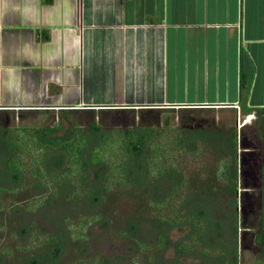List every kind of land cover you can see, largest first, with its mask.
I'll return each mask as SVG.
<instances>
[{"label": "crops", "instance_id": "0c3cea01", "mask_svg": "<svg viewBox=\"0 0 264 264\" xmlns=\"http://www.w3.org/2000/svg\"><path fill=\"white\" fill-rule=\"evenodd\" d=\"M244 107L264 108V0H0V114Z\"/></svg>", "mask_w": 264, "mask_h": 264}, {"label": "trees", "instance_id": "16d2710c", "mask_svg": "<svg viewBox=\"0 0 264 264\" xmlns=\"http://www.w3.org/2000/svg\"><path fill=\"white\" fill-rule=\"evenodd\" d=\"M246 78L241 75L240 90L247 104L251 83ZM206 127L107 132L94 125L92 131L67 128L61 137L52 136L54 128L5 130L0 145L6 155L4 172L12 184L0 186V240L9 234L18 242L5 254L0 249V264L7 258L10 264H40L46 259L60 264L65 244L79 248L88 243L96 225L127 246L131 254L123 259L125 264H160L169 246L168 230L181 227H187L188 234L177 244L180 256L195 258L199 264H239V230L244 223L240 136L236 127L232 132ZM92 174L99 186L90 183ZM162 181H168L169 187L160 193ZM19 196L26 199L13 200ZM123 201L132 202L133 208L119 225L116 215ZM64 202L73 205L75 213H65L60 235L40 221L25 228L22 223L13 225L23 213ZM83 205L98 209L81 214L75 207ZM216 208L227 213L219 216ZM146 223L155 227L153 242L141 240L134 230ZM22 235L27 236L26 244L19 241ZM255 245L264 254L263 225ZM74 263L101 264L96 256L77 257ZM255 264H264V255Z\"/></svg>", "mask_w": 264, "mask_h": 264}, {"label": "rangeland", "instance_id": "374dc122", "mask_svg": "<svg viewBox=\"0 0 264 264\" xmlns=\"http://www.w3.org/2000/svg\"><path fill=\"white\" fill-rule=\"evenodd\" d=\"M191 96V95H190ZM179 97V96H178ZM192 97V96H191ZM192 99V98H190ZM262 108L255 109L252 114L233 112L231 110H160L149 113L148 111H56L42 113L38 111H10L8 114H0V141L4 130L33 128L51 129L54 128L52 136H65L68 129L80 128L92 131L94 125H98L103 131L122 130L125 128H161L170 126L173 128H186L191 130L193 127L206 125V129H217L232 132L237 128L240 140V154L242 163L241 173V201L240 210L244 223L239 230V264H255V260L263 256V251L255 245V236L264 226V112ZM250 115V116H249ZM212 126V127H211ZM57 127V128H56ZM5 152L0 145V186L9 187L12 184L9 174L4 172L3 159ZM189 160V159H188ZM190 161V160H189ZM91 184L99 186V179L95 174L89 178ZM168 181L161 182L160 193L166 191ZM25 195V194H24ZM11 198H13L11 196ZM26 199V196H22ZM21 196L13 200L19 199ZM121 204V205H120ZM119 205V212L116 215L118 224L125 222L127 215L132 211L133 204L130 201H123ZM68 202L60 205H52L37 213L24 214L22 217H15L16 228H25L32 221L41 222L47 229L60 235L61 220L65 213H75ZM83 213V210L91 213L98 207L83 205L75 207ZM219 216L227 213L225 209L216 208ZM213 212V209H211ZM18 218V219H17ZM130 226V225H129ZM19 228V230L21 229ZM141 240L153 242L155 238V227L146 223L136 227ZM90 240L86 244H80L79 248L75 245L65 244L64 251L61 253L57 262L60 264H75L77 257L99 258L101 264H125L124 258L131 254L127 246L120 241L110 237L106 228L96 225L90 229ZM188 234L187 227L168 230L169 246L161 258L160 264H199V261L189 256H180L177 251V244L186 239ZM217 234V231L216 233ZM20 235V233H19ZM0 249L5 254L6 249L12 248L16 244L15 238H10L9 234L1 235ZM26 235H22L19 240L21 244H26ZM63 241V240H62ZM19 243V245H20ZM25 246V245H24ZM65 253V254H64ZM13 260L16 258L14 253ZM263 254V255H262ZM7 258V257H6ZM11 259L3 264H10ZM40 264H52L46 259Z\"/></svg>", "mask_w": 264, "mask_h": 264}]
</instances>
